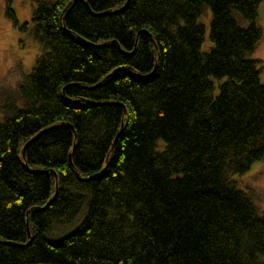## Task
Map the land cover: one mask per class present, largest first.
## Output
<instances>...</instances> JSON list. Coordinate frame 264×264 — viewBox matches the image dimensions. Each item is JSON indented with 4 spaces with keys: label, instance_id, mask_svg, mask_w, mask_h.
<instances>
[{
    "label": "trees",
    "instance_id": "trees-1",
    "mask_svg": "<svg viewBox=\"0 0 264 264\" xmlns=\"http://www.w3.org/2000/svg\"><path fill=\"white\" fill-rule=\"evenodd\" d=\"M262 1L36 0L42 52L1 105L0 264H264L234 178L264 158Z\"/></svg>",
    "mask_w": 264,
    "mask_h": 264
},
{
    "label": "rangeland",
    "instance_id": "rangeland-1",
    "mask_svg": "<svg viewBox=\"0 0 264 264\" xmlns=\"http://www.w3.org/2000/svg\"><path fill=\"white\" fill-rule=\"evenodd\" d=\"M7 0H0V120L3 117L1 105L6 97L15 95L17 86L35 65L36 58L42 52V45L34 38L31 17L36 0H12V7L19 23L28 27L21 30L6 15ZM212 20L210 6H205L199 21L206 27L205 46L210 44L209 33ZM243 24L245 22L241 21ZM258 23L263 29L253 58L261 60V80L264 82V1L259 5ZM163 143V142H162ZM240 188L251 193L258 212H264V158L253 163L251 168L234 175Z\"/></svg>",
    "mask_w": 264,
    "mask_h": 264
},
{
    "label": "water",
    "instance_id": "water-1",
    "mask_svg": "<svg viewBox=\"0 0 264 264\" xmlns=\"http://www.w3.org/2000/svg\"><path fill=\"white\" fill-rule=\"evenodd\" d=\"M141 31H147V30H141ZM27 144H28V142H27ZM27 144L25 145V147H24V150H23V156L25 155V150H26V147H27ZM28 167V166H27ZM29 168V167H28ZM54 174H55V176H56V178H57V173L54 171ZM57 186H58V184H57V182H56V191H55V193H54V195H53V197L43 206V207H41V209H45L46 207H48L54 200H55V198L57 197V192H58V189H57ZM29 212L30 211H28L27 212V216L29 215Z\"/></svg>",
    "mask_w": 264,
    "mask_h": 264
}]
</instances>
